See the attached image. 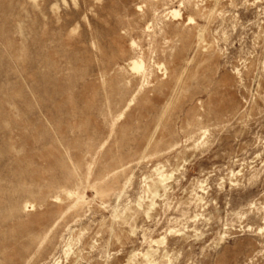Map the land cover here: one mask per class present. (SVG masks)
I'll list each match as a JSON object with an SVG mask.
<instances>
[{
  "label": "rangeland",
  "instance_id": "1",
  "mask_svg": "<svg viewBox=\"0 0 264 264\" xmlns=\"http://www.w3.org/2000/svg\"><path fill=\"white\" fill-rule=\"evenodd\" d=\"M0 264H264V0H0Z\"/></svg>",
  "mask_w": 264,
  "mask_h": 264
},
{
  "label": "bare ground",
  "instance_id": "2",
  "mask_svg": "<svg viewBox=\"0 0 264 264\" xmlns=\"http://www.w3.org/2000/svg\"><path fill=\"white\" fill-rule=\"evenodd\" d=\"M131 43H132V42H131ZM138 60H139V59H138ZM140 60H141V59H140ZM132 62H133V61H132ZM133 63H134V62H133ZM137 63H138V61H137ZM137 63H135L133 67H131V66H130V67H131V68L140 69L143 63H141V61H140L139 65H138ZM156 66H157V65H156ZM130 67H129V68H130ZM165 67H166V66H165ZM162 69H163V68H162ZM161 75H162V74H161ZM163 77H164V76H163ZM163 77H162V78H163ZM164 78H165V77H164ZM160 83H161V82H160ZM158 86H160L159 83H158L157 87H158ZM134 96H135V95H134ZM135 98H136V97H135ZM128 100H129V98H128ZM132 100H133V99H132ZM135 100H136V99H135ZM133 102H134V101H133ZM126 103H127V102H126ZM128 103H129V102H128ZM135 103H136V102H135ZM131 105H133V104H131ZM121 107H122V106H121ZM130 107H131V106H130ZM122 108H123V107H122ZM122 108H121V109H122ZM124 109H125V108H124ZM131 109H132V108H131ZM127 110H128V108H127ZM133 110H134V109H133ZM121 112H123V111L121 110ZM117 114H118V113H117ZM122 114H123V113H122ZM132 114H133V113H132ZM116 116H117L118 118L120 117V116H118V115H116ZM118 118H117V119H118ZM121 119H122V117H121ZM118 121H119V120H118ZM118 121H117V122H118ZM101 145H102V144H101ZM156 176H157V175H156ZM152 179H153V178H152ZM156 180H157V179H156ZM149 181H150V180H149ZM167 181H168V180H167ZM163 182H164V181H163ZM150 184H151V183H150ZM150 184H149V185H150ZM157 185H158V184H157ZM162 185H163V184H162ZM148 188H150V186H149ZM149 190H150V189H149ZM69 197H70V195H69ZM54 200H56V199H54ZM57 201H58V200H57ZM29 204H30V202H29ZM32 206H33V205H32ZM31 208H32V207H31ZM27 211H28V210H27ZM31 212H32V211H31ZM44 214H45V213H44ZM41 215H43V214H41ZM43 216H44V215H43ZM44 217H45V216H44ZM44 221H45V220H44ZM261 229H262V228H261ZM67 249L69 250V248H67ZM65 251H66V250H65ZM65 251H64V252H65ZM66 252H67V251H66ZM67 254H68V253H67ZM67 257H68V256H67Z\"/></svg>",
  "mask_w": 264,
  "mask_h": 264
}]
</instances>
